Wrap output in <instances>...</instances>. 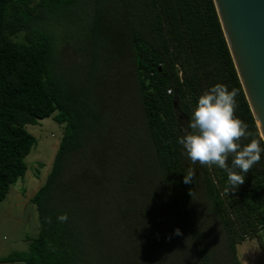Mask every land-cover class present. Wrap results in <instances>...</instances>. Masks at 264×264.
Returning a JSON list of instances; mask_svg holds the SVG:
<instances>
[{
    "label": "trees",
    "instance_id": "obj_1",
    "mask_svg": "<svg viewBox=\"0 0 264 264\" xmlns=\"http://www.w3.org/2000/svg\"><path fill=\"white\" fill-rule=\"evenodd\" d=\"M80 3L93 11L90 56L76 66L91 71L83 85L67 77L57 36L47 28L69 17ZM22 32L25 40H15ZM119 60L129 65L143 105L161 185L159 207L169 216L174 233L181 230L176 238L191 242L199 263L213 264L194 210L201 200L221 227L235 263L241 264L237 246L259 239L264 230V153L246 174L245 183L231 192L223 169L193 164L178 143L185 130L191 131L188 125L199 97L217 83L227 85L229 91L239 90L234 115L247 122L253 134L241 143L262 137L214 0H0V202L28 170L25 159L36 138L26 125L56 113L54 120L65 127L52 170L32 199L39 211L40 233L28 250L14 251L0 257V262L126 264L114 249L91 242L83 181L102 185L106 179L78 165L79 158L87 156L88 135L107 121L106 107L93 89L110 77ZM227 163L232 166L231 156ZM192 170L193 182L184 183ZM99 172L104 173L102 164ZM129 195L131 210L122 211L127 220L140 212V203ZM64 213L68 221L61 223L57 217ZM141 214L134 224L151 234L152 209L144 207ZM129 236L136 238L133 230ZM150 257L147 250L142 258L129 252L127 260L150 264ZM156 264L170 263L159 257Z\"/></svg>",
    "mask_w": 264,
    "mask_h": 264
},
{
    "label": "rangeland",
    "instance_id": "obj_2",
    "mask_svg": "<svg viewBox=\"0 0 264 264\" xmlns=\"http://www.w3.org/2000/svg\"><path fill=\"white\" fill-rule=\"evenodd\" d=\"M92 12L87 3H80L61 23L47 27L57 36L60 61L65 66L63 70L78 85H83L91 73L83 66H76L85 63L90 56ZM25 34L22 32L14 39L24 41ZM123 64L119 60L110 77L97 83L93 89L95 97L102 99L101 104L106 107L107 121L103 126L94 127L88 135L84 151L87 156L79 158L78 163L79 167L92 168L98 175L104 174L106 179L102 185L89 181L82 183L86 187L87 195L83 201L87 208L86 228L91 232V242L108 251L114 249V254L124 258L126 264H129V252L142 258L145 250L150 253L147 261L150 264H156L159 257L170 264H202L198 262L191 242L176 238L169 216L159 207L162 192L153 144L142 102L130 79L129 65ZM55 115L25 127L36 138V144L25 159L28 166L25 176L11 186L7 197L0 202V257L28 250L40 233L39 211L32 199L45 184L64 135L65 127L54 120ZM100 164L104 173L99 172ZM131 179L133 183H130ZM127 195L140 203V217L144 207L152 209L154 228L151 234L148 228L134 224L140 219L138 214L129 220L123 217V209L131 210ZM194 210L208 242L213 264H236L229 242L221 227L207 213L205 203L197 200ZM129 215L132 213H126L127 217ZM131 230L135 239L129 236ZM237 257L242 264H264V230L259 239H247L239 245Z\"/></svg>",
    "mask_w": 264,
    "mask_h": 264
},
{
    "label": "clouds",
    "instance_id": "obj_3",
    "mask_svg": "<svg viewBox=\"0 0 264 264\" xmlns=\"http://www.w3.org/2000/svg\"><path fill=\"white\" fill-rule=\"evenodd\" d=\"M239 90L232 88L229 91L227 85L217 83L206 90L199 97L198 104L193 112L188 129L178 140L183 146L186 156L195 164L211 168L217 166L227 173L231 192H235L245 183L246 174L261 162V154L264 153V136L260 139L252 138L250 143L243 145L242 140L252 137L247 122L234 115L238 108L237 96ZM232 157V166L227 161ZM239 169V171H236ZM195 171H189L184 176V183H192ZM229 194V189H225ZM61 223L68 221L66 213L57 217ZM51 223V218H48ZM175 234L180 235L177 228Z\"/></svg>",
    "mask_w": 264,
    "mask_h": 264
},
{
    "label": "water",
    "instance_id": "obj_4",
    "mask_svg": "<svg viewBox=\"0 0 264 264\" xmlns=\"http://www.w3.org/2000/svg\"><path fill=\"white\" fill-rule=\"evenodd\" d=\"M250 107L264 136V0H214Z\"/></svg>",
    "mask_w": 264,
    "mask_h": 264
},
{
    "label": "crops",
    "instance_id": "obj_5",
    "mask_svg": "<svg viewBox=\"0 0 264 264\" xmlns=\"http://www.w3.org/2000/svg\"><path fill=\"white\" fill-rule=\"evenodd\" d=\"M260 234H261V233H260ZM253 240H254V239H253ZM244 242H245V241H244ZM244 242H243V243H244ZM241 244H242V243H241ZM241 244H239V245H241ZM239 245H238V246H239ZM238 246H237V250H238ZM241 264H242V263H241Z\"/></svg>",
    "mask_w": 264,
    "mask_h": 264
},
{
    "label": "built area",
    "instance_id": "obj_6",
    "mask_svg": "<svg viewBox=\"0 0 264 264\" xmlns=\"http://www.w3.org/2000/svg\"><path fill=\"white\" fill-rule=\"evenodd\" d=\"M169 92H171V91H169Z\"/></svg>",
    "mask_w": 264,
    "mask_h": 264
}]
</instances>
